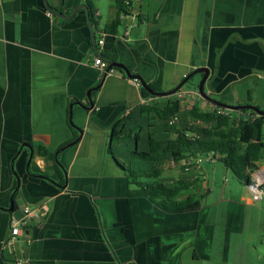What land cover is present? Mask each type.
<instances>
[{
	"label": "crops",
	"instance_id": "0c3cea01",
	"mask_svg": "<svg viewBox=\"0 0 264 264\" xmlns=\"http://www.w3.org/2000/svg\"><path fill=\"white\" fill-rule=\"evenodd\" d=\"M97 1L94 28L100 31L114 11L110 3L103 21ZM128 1L131 13L116 34H96L103 43L94 50L82 9L62 20L43 0H0V264L21 258L24 264H246L251 192L241 185L237 201L231 185L213 193L201 165L207 161H170L160 182H193L178 200L198 196L199 208L167 213L137 196L113 160L123 162L126 146L114 145L113 156L108 147L112 124L142 103L139 86L121 70L101 74L93 59L97 53L121 63L160 92L207 68L204 92L211 100L264 111V0ZM47 2L65 16L83 5ZM178 91L183 108H211L193 89ZM74 100L92 108L71 104L70 124ZM23 144L32 148L28 169ZM39 146L49 154L39 155ZM26 206L41 208L42 217L7 246L9 221Z\"/></svg>",
	"mask_w": 264,
	"mask_h": 264
},
{
	"label": "trees",
	"instance_id": "16d2710c",
	"mask_svg": "<svg viewBox=\"0 0 264 264\" xmlns=\"http://www.w3.org/2000/svg\"><path fill=\"white\" fill-rule=\"evenodd\" d=\"M108 1L114 11V18L99 31L94 28L96 9L93 0H81L88 9L89 24L95 35L116 34L121 25V18L131 13L128 0ZM138 20L141 18L138 17ZM98 39L96 38V42ZM100 57L108 61L104 55ZM111 69L120 71L118 68ZM148 87L153 91H161L151 85ZM139 91L142 103L134 109L132 115L128 114L112 124L108 147V153L113 156L114 145L123 143L126 146L128 164L124 165L116 158L113 160L126 172L129 185L136 187L137 196L146 197L167 213L197 210L200 197L192 196L178 200L179 193L191 187L193 182L177 181L167 187L160 182V176L167 162L195 163L198 157L209 154L215 163L229 171L239 184L245 187L252 184L253 175L259 171V163L264 160V116H257L248 110L230 111L217 106L215 100L210 98L204 99L211 104L209 110H203L197 105L183 108L179 97H176L179 91L168 97H154L141 86ZM194 91L198 95V92ZM74 101H69V105L79 103ZM248 114L250 117L246 118ZM70 142L60 146L56 152ZM29 146L31 147L30 144ZM38 153L46 156L49 151L39 146ZM55 166L58 168V161H55ZM11 172L14 174V169ZM28 175L51 182L47 177L32 174L30 171ZM16 189L10 213L16 209ZM262 189L264 190V184Z\"/></svg>",
	"mask_w": 264,
	"mask_h": 264
},
{
	"label": "rangeland",
	"instance_id": "374dc122",
	"mask_svg": "<svg viewBox=\"0 0 264 264\" xmlns=\"http://www.w3.org/2000/svg\"><path fill=\"white\" fill-rule=\"evenodd\" d=\"M96 6L99 9L104 21L110 10L109 9L110 2L108 0H98L96 2ZM201 78H202V74L200 73L195 74L187 83H185L181 87V89L185 91L194 89L197 91V86L200 83ZM187 100L188 98L185 97V101ZM128 158H129L128 155L121 154L120 159L123 160V162H125L126 164H128ZM201 165H203V169L205 171L206 181L209 182V186L211 187V189H213L212 192L218 194V192L220 193V191H223L226 187L228 188V186L231 185L234 188H236V190H232L231 193L233 197H235L233 199L237 201L241 189L244 188L241 186V184L239 185L237 183V181L232 176V174L229 171L226 172L223 169V167L217 163L214 164L209 162L207 163L203 162ZM259 166L260 167L264 166V160L259 163ZM254 203H255L254 206L255 209L251 207L253 212L249 214V221L247 223V228L244 233L245 235H249L246 241V244L248 245L244 246L245 254H246L245 259H247L246 264H264V195L262 200L256 201ZM239 236L242 238L241 235ZM223 237L225 239V234H223ZM237 239L240 240L239 237ZM236 248L237 246L235 244L234 249ZM230 258H231V252H230ZM230 263H232L231 260L228 262V264Z\"/></svg>",
	"mask_w": 264,
	"mask_h": 264
},
{
	"label": "water",
	"instance_id": "95a60500",
	"mask_svg": "<svg viewBox=\"0 0 264 264\" xmlns=\"http://www.w3.org/2000/svg\"><path fill=\"white\" fill-rule=\"evenodd\" d=\"M43 3H44V6H45V9L47 11H49L51 14H53L54 16H56V17H58V18H60L62 20H69V19H71L72 16L75 14V12L77 10L82 9L85 12V14H86L87 23H88L89 29L91 30V42H92L93 49L96 50L95 33L93 31L92 26L89 24L88 9H87V7L84 4L78 6L76 9H74L70 15L65 16L63 13L58 12L57 10H55L54 8H52L48 4L47 0H43ZM106 62H107V70H109L111 68H118V69H120L125 74V76H126L127 79H129V80H137L140 83V86L146 92H148L150 95H152L154 97H165L167 95H172V94L176 93L185 83H187L189 81L190 78H192L195 74L200 73V74H202V78H201L200 83L197 86L198 95L202 99H209V97L207 96V94L203 90L205 80H206V78L208 76V69L207 68H197V69L192 70L191 72H189L188 74H186L183 77V79L179 82V84L175 88H173L172 90H170L168 92H157V91L151 90L148 87L147 83L140 76L131 74L130 71L123 64L118 63V62H114V61H106ZM99 87H100V84H98L96 87L90 89L87 92V96H89L90 92L98 89ZM215 103H216L217 106H220V107H222L224 109H227V110H230V111L248 110L250 112H253V114H255L257 116H264V111L263 110H260L259 108L255 107V106H251V105H227V104L219 103V102H216V101H215ZM76 104L78 106H80V107H83L80 103H76ZM71 108H72V105H69V122H70V124H72V122H71ZM83 108H85V109H91L92 108V104L90 103L89 107H87V108L86 107H83ZM249 117H250V114H248L246 116V118H249ZM76 141H77V139L74 140L73 142H71L70 144H68L65 148L72 146ZM23 146H25L29 150V152H30L29 157H28V161L26 162V168L28 169V167H29V160L31 159V156H32V148L28 144H23L22 147ZM57 153L58 152H56V154ZM17 185H18V180H17ZM12 207H13V205H12V202L10 201V206H9L8 209H6V211L7 212L11 211L12 210Z\"/></svg>",
	"mask_w": 264,
	"mask_h": 264
},
{
	"label": "built area",
	"instance_id": "2783aa9c",
	"mask_svg": "<svg viewBox=\"0 0 264 264\" xmlns=\"http://www.w3.org/2000/svg\"><path fill=\"white\" fill-rule=\"evenodd\" d=\"M127 34V33H125ZM103 40L101 38L98 39L96 45H102ZM93 64L101 71V74L106 73L108 71H112V69L107 70V62L102 60L99 54H96L93 59ZM137 86H140V83L137 80H132ZM202 160H205L210 163H215L212 155L209 154L207 156H200L196 160V164L200 163ZM264 184V172L258 171L253 175L252 184L247 186V189L252 194L253 201H260L263 198L264 190L262 189V185ZM42 209L36 208L31 209L28 206L22 209V215L19 219L12 218L9 221L8 225V239L6 240L7 246H12L16 243L19 238H21L24 234V230L34 221L39 220L42 217L41 214ZM18 264H24L23 259H19Z\"/></svg>",
	"mask_w": 264,
	"mask_h": 264
},
{
	"label": "flooded vegetation",
	"instance_id": "af4514ba",
	"mask_svg": "<svg viewBox=\"0 0 264 264\" xmlns=\"http://www.w3.org/2000/svg\"><path fill=\"white\" fill-rule=\"evenodd\" d=\"M253 113V112H252Z\"/></svg>",
	"mask_w": 264,
	"mask_h": 264
}]
</instances>
